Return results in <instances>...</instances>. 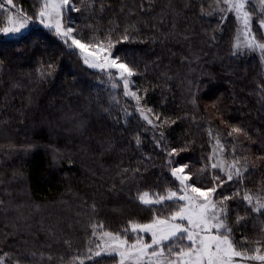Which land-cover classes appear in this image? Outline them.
<instances>
[{
  "label": "trees",
  "instance_id": "obj_1",
  "mask_svg": "<svg viewBox=\"0 0 264 264\" xmlns=\"http://www.w3.org/2000/svg\"><path fill=\"white\" fill-rule=\"evenodd\" d=\"M41 3L13 0L0 10V27L11 11L33 18L22 37L0 35V264H116L86 258L99 243L92 225L122 232L129 221L167 216L183 202L145 206L136 197L178 190L177 165H188L198 187H211L213 176L227 181L211 167L217 140L243 173L216 193L233 197L225 201L232 239L264 245V213L242 199L264 198V52L235 49L237 20L222 0H71L79 11L65 10L77 38H111L113 55L136 70L131 88L141 105L163 124L141 117L115 74L88 67L55 30L37 25ZM247 10L264 42L252 0ZM233 127L247 135L229 136ZM172 148L182 151L169 157Z\"/></svg>",
  "mask_w": 264,
  "mask_h": 264
},
{
  "label": "snow or ice",
  "instance_id": "obj_2",
  "mask_svg": "<svg viewBox=\"0 0 264 264\" xmlns=\"http://www.w3.org/2000/svg\"><path fill=\"white\" fill-rule=\"evenodd\" d=\"M220 2L221 0H217V3ZM222 2L227 5V8L221 11L234 13L245 29L243 33L245 40L241 43L237 37L235 49L239 50L241 47L259 48L264 52V42L257 41L256 37L251 35L252 13L247 10L249 0H222ZM5 3L13 5V0H5ZM5 3H0V10L7 12ZM259 4L264 10V0H259ZM66 8L79 11L71 4V0H42V6L37 16L44 27L54 29L66 44L70 41L69 46L79 50L84 64L88 67L106 71L110 78L114 70L115 78L122 82L124 95L135 99L137 111L144 120L153 124V119L146 114L151 113L155 120H160L162 124L166 123L159 114L153 113L151 108L145 110L140 103L139 91L130 89V78L136 75V70L131 62L121 59L118 55H113L111 49L115 45L111 38L92 43L77 38L73 35L76 29L65 27L63 24L62 14ZM6 19V26L0 27V35L15 38L22 37V33L29 27V22L33 18L23 13L9 12ZM259 24L264 28V18L259 20ZM128 39L130 37L126 34L121 37V40ZM48 67L51 68L52 65ZM44 74L41 73V75ZM47 75H51V73L49 72ZM118 86L117 83L112 84L113 88ZM233 134L247 135L241 127H233L228 135L232 136ZM137 143L139 144V140ZM216 143L223 151L224 146L220 141L217 140ZM180 151L182 150L172 148L167 155L172 157ZM172 163L173 161L169 160V164ZM211 167L223 171L227 181H231L234 176L239 177L243 174L239 159H235L227 165L223 161L212 163ZM187 168V164L171 168V175L180 184L178 190L168 189L165 194L143 191L139 192L136 197L145 206L163 204L165 201H183L182 204H178L175 210L170 211L167 216L154 215L153 219L147 223L129 221L128 228L123 229L122 232L103 230V224L92 225V235L96 236L99 243L95 244V250L88 249L90 255L86 258L91 260L102 255L113 256L119 258L118 264H246V262L252 261L264 264V250H262L264 245L249 249L245 248L243 244L238 245L232 239V229L226 223L225 201L233 197L216 198L217 189L227 181L221 180L219 176H213L211 187H198L193 181L192 174L185 171ZM137 171L139 170L137 169ZM189 181L193 182L189 183ZM236 195L239 196L240 193L237 192ZM242 199L251 206V211L264 213V198H255L254 202V197L245 192ZM241 219L243 217H238L237 222ZM129 230L132 233H149L150 242H146L143 237L130 240L127 236ZM185 240L188 243H183ZM169 241L179 243L169 244ZM257 243L259 244V242ZM76 259L79 264H84L83 259L79 257Z\"/></svg>",
  "mask_w": 264,
  "mask_h": 264
},
{
  "label": "rangeland",
  "instance_id": "obj_3",
  "mask_svg": "<svg viewBox=\"0 0 264 264\" xmlns=\"http://www.w3.org/2000/svg\"><path fill=\"white\" fill-rule=\"evenodd\" d=\"M42 1V0H41ZM252 2L253 3H255L256 4V6H257V9H258V11H259V13H260V15H261V18H264V10H262V8H261V6H260V4H259V1H256V0H252ZM41 6H42V3H41ZM223 6V5H222ZM227 8V5H225L224 4V9H226ZM67 9V8H66ZM65 9V10H66ZM65 10L63 11V14H62V17H63V15H64V13H65ZM11 13H14V14H19L18 12H15V11H11ZM234 14V13H233ZM234 16H235V14H234ZM235 18H236V16H235ZM236 20H237V25H238V27H237V30H236V33H235V38H234V45L237 43V37H239V40H240V42L241 43H243L244 42V40H245V37H244V31H245V29L243 28V24H242V22L241 21H239L237 18H236ZM62 21H63V18H62ZM36 24L37 25H39V26H44L43 24H41L40 23V21H39V18L37 17V20H36ZM6 24H7V20H6V23H5V25L4 26H6ZM31 26V22H29V27ZM28 27V28H29ZM27 28V29H28ZM26 29V30H27ZM263 29V34H264V28H262ZM25 30V31H26ZM54 30V29H53ZM250 30H251V23H250ZM24 31V32H25ZM23 32V33H24ZM22 33V34H23ZM251 35H252V31H251ZM1 37H3V38H6V39H13V38H11V37H6V36H2L1 35ZM18 37V36H17ZM16 38V37H15ZM69 44L71 43L70 41L68 42ZM105 47H107L106 45H105ZM75 48V47H74ZM249 49H252V48H247V47H241L239 50H249ZM257 50L259 49V48H256ZM78 50V49H77ZM259 51H261L260 49H259ZM78 52H79V50H78ZM79 54H80V52H79ZM80 56H81V54H80ZM82 58V57H81ZM83 60V59H82ZM98 70H100V69H98ZM100 71H102V70H100ZM106 72V71H105ZM108 73V72H107ZM112 74H115V71L113 70V73ZM120 83L122 84V82L120 81ZM123 86V85H122ZM130 89L132 90V88H131V83H130ZM221 161H223L224 163H225V165H227V162L222 158V155H221V150H220V148H219V146L218 145H214V149H213V163H218V162H221ZM219 169V168H218ZM180 188V187H179ZM183 202V201H182ZM138 237H143V239L146 241V242H150V240H151V236H150V234L149 233H139V234H136V237H135V239H137ZM134 239V240H135ZM169 242H171V244L172 243H174L173 241H169ZM175 243H179V242H175ZM183 243H188L186 240L185 241H183ZM117 258V263L116 264H118V257H116Z\"/></svg>",
  "mask_w": 264,
  "mask_h": 264
}]
</instances>
